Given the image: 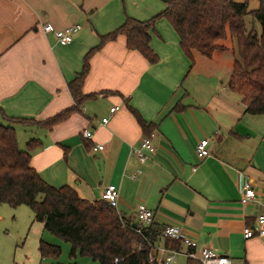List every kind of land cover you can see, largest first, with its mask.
<instances>
[{"label": "crops", "instance_id": "1", "mask_svg": "<svg viewBox=\"0 0 264 264\" xmlns=\"http://www.w3.org/2000/svg\"><path fill=\"white\" fill-rule=\"evenodd\" d=\"M166 1L0 0V123L35 121L14 124L18 144L25 150L30 140L40 142L31 165L50 185H70L90 201H100L103 190L116 185L117 211L126 220L135 222L144 205L154 211L156 224L180 227L231 264H264V238L243 237V229L264 213V119L245 115L242 95L228 84L222 91L216 85L217 95H198L196 79L187 84L195 55L193 62L186 56L166 19L151 32L156 64L129 49L120 35L90 57L84 102L76 104L70 91L102 36L128 18L153 19ZM48 23L56 30L76 24L82 29L71 44L61 45L44 31ZM103 118H109L107 125H101ZM86 129L91 139L83 138ZM151 131L155 152L142 161L133 150ZM202 139L210 140L205 158L196 151ZM98 145L104 149L94 151ZM245 182L257 198L242 205ZM179 258L187 264L183 256L175 264H182Z\"/></svg>", "mask_w": 264, "mask_h": 264}, {"label": "trees", "instance_id": "2", "mask_svg": "<svg viewBox=\"0 0 264 264\" xmlns=\"http://www.w3.org/2000/svg\"><path fill=\"white\" fill-rule=\"evenodd\" d=\"M166 4L153 19L128 18L117 30L101 37L100 45L85 56L82 72L69 83L76 104L87 98L81 90L89 72V59L107 41L124 35L129 49L139 51L151 64H156L159 57L150 45L151 32L158 20L166 19L192 62L194 51L212 59L216 51L227 49L218 44L220 41L235 40L238 58L233 62L228 88L242 95L246 114L264 116V3L253 11H249L247 2L235 0H167ZM248 15L260 23V33L255 28L247 29L245 17ZM133 112L146 129L144 120ZM66 114L49 119L48 126L61 121ZM8 122L0 123V204L13 208L28 206L36 222L43 224L44 231L70 244L71 260L82 258L92 264H159L149 262L150 247L133 228L134 222L123 218L105 200L84 199L72 186L54 187L40 176L31 165L32 152L40 142L32 139L25 150L20 149L14 126L18 122L35 121L10 118ZM163 228L154 222L144 229V234L158 242ZM163 243L168 248H182L181 241L172 238H165ZM38 251L42 261L58 260L62 253L60 246L43 239ZM187 264L200 263L187 260Z\"/></svg>", "mask_w": 264, "mask_h": 264}, {"label": "rangeland", "instance_id": "3", "mask_svg": "<svg viewBox=\"0 0 264 264\" xmlns=\"http://www.w3.org/2000/svg\"><path fill=\"white\" fill-rule=\"evenodd\" d=\"M235 1L237 3L247 2L249 11L258 9L260 4L264 3V0ZM245 25L247 29L255 28L258 33L261 32L260 23L255 21L251 15L245 17ZM218 44L224 45L227 49L216 51L212 60L194 51L197 64L188 78L187 84L196 79L197 82H195L201 85L198 95H217L215 86L218 85L222 91L224 86H227L232 74L233 62L235 58H238L236 42L228 38ZM212 71L216 73L213 74ZM211 74L213 75L210 76ZM234 95L239 94L235 92ZM244 114L249 118L253 117ZM259 117L258 119H264L263 116ZM41 239L61 247V256L58 260L53 261L54 264H92L91 261L82 258L71 260L69 258L70 244L44 231L43 225L36 222L34 213L28 206L13 208L8 204H0V264H39L42 260L38 252ZM180 261L182 264H186L183 258ZM44 263L48 262L44 261L42 264Z\"/></svg>", "mask_w": 264, "mask_h": 264}, {"label": "built area", "instance_id": "4", "mask_svg": "<svg viewBox=\"0 0 264 264\" xmlns=\"http://www.w3.org/2000/svg\"><path fill=\"white\" fill-rule=\"evenodd\" d=\"M81 29V25L78 24L66 27L62 30H56L53 25L49 23L44 25V31L47 33H54L57 37V41L61 45L71 44L74 41L75 35ZM116 110L117 108H111L110 112L113 113ZM108 122L109 118H103L101 120V125H107ZM82 136L85 139H91L93 137V132L90 129H86L83 131ZM154 136L155 133H152L150 137H145L140 142L139 147L133 150L134 154L140 160H146L148 158V155L153 154L155 152V148L153 146ZM209 145V139H202L197 143L196 151L197 155L200 158H205L210 155ZM103 149L104 147L102 145L94 147V151ZM119 197V188L113 184L106 187L101 195V199L105 200L111 207H114L116 210L118 209ZM256 198L257 193L254 187L248 182H245L241 188V204L246 205L252 201H255ZM154 218L155 215L153 210L147 208L144 205H140L135 213L136 221L133 223V228L138 234L144 237L145 241L150 247V263H155L157 261L159 264H175V259L179 256H183L187 260L199 262L200 264H231L228 257L220 254L217 250L212 249L210 247H199L198 243L195 240L188 237L184 233V231L176 225H164V228L162 229V234L158 242H153L149 240L144 234V229L154 223ZM123 222L125 225V221ZM256 236L264 238V213L259 214L257 216L256 223L253 227L246 226L243 229L244 239H251ZM165 238H172L174 240L181 241L182 248L178 250L175 248L166 247L163 243Z\"/></svg>", "mask_w": 264, "mask_h": 264}]
</instances>
